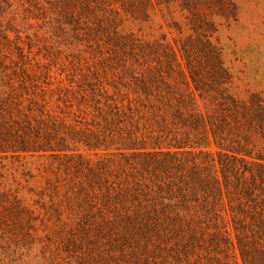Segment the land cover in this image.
I'll list each match as a JSON object with an SVG mask.
<instances>
[{
    "label": "trees",
    "instance_id": "1",
    "mask_svg": "<svg viewBox=\"0 0 264 264\" xmlns=\"http://www.w3.org/2000/svg\"><path fill=\"white\" fill-rule=\"evenodd\" d=\"M234 0H0V264H264V97Z\"/></svg>",
    "mask_w": 264,
    "mask_h": 264
},
{
    "label": "rangeland",
    "instance_id": "2",
    "mask_svg": "<svg viewBox=\"0 0 264 264\" xmlns=\"http://www.w3.org/2000/svg\"><path fill=\"white\" fill-rule=\"evenodd\" d=\"M235 20L219 28L216 37L223 58L234 73L240 95L264 97V0H234Z\"/></svg>",
    "mask_w": 264,
    "mask_h": 264
}]
</instances>
